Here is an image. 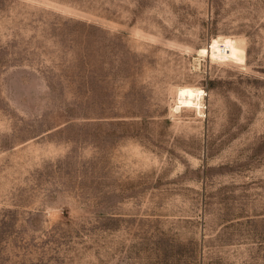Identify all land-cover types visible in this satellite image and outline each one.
Returning a JSON list of instances; mask_svg holds the SVG:
<instances>
[{"label": "rangeland", "instance_id": "obj_1", "mask_svg": "<svg viewBox=\"0 0 264 264\" xmlns=\"http://www.w3.org/2000/svg\"><path fill=\"white\" fill-rule=\"evenodd\" d=\"M0 264H264V0H0Z\"/></svg>", "mask_w": 264, "mask_h": 264}, {"label": "bare ground", "instance_id": "obj_2", "mask_svg": "<svg viewBox=\"0 0 264 264\" xmlns=\"http://www.w3.org/2000/svg\"><path fill=\"white\" fill-rule=\"evenodd\" d=\"M203 93L204 91L198 87L193 86H181L177 90L178 96V105L176 108H179V105L183 107H200L203 103Z\"/></svg>", "mask_w": 264, "mask_h": 264}]
</instances>
